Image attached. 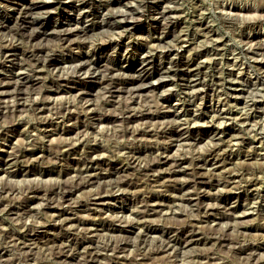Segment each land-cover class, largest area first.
<instances>
[{"label":"clouds","instance_id":"9594fccd","mask_svg":"<svg viewBox=\"0 0 264 264\" xmlns=\"http://www.w3.org/2000/svg\"><path fill=\"white\" fill-rule=\"evenodd\" d=\"M0 264H264V0H0Z\"/></svg>","mask_w":264,"mask_h":264}]
</instances>
